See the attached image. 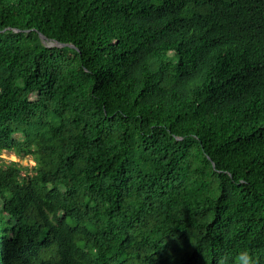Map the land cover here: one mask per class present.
<instances>
[{
	"label": "trees",
	"instance_id": "obj_1",
	"mask_svg": "<svg viewBox=\"0 0 264 264\" xmlns=\"http://www.w3.org/2000/svg\"><path fill=\"white\" fill-rule=\"evenodd\" d=\"M4 151L0 264H264V0H0Z\"/></svg>",
	"mask_w": 264,
	"mask_h": 264
},
{
	"label": "rangeland",
	"instance_id": "obj_2",
	"mask_svg": "<svg viewBox=\"0 0 264 264\" xmlns=\"http://www.w3.org/2000/svg\"><path fill=\"white\" fill-rule=\"evenodd\" d=\"M11 162L18 163L23 167H30L34 166L35 162L30 158H20L16 156L14 152L11 151H4L0 154V163L9 164Z\"/></svg>",
	"mask_w": 264,
	"mask_h": 264
},
{
	"label": "clouds",
	"instance_id": "obj_3",
	"mask_svg": "<svg viewBox=\"0 0 264 264\" xmlns=\"http://www.w3.org/2000/svg\"><path fill=\"white\" fill-rule=\"evenodd\" d=\"M234 264H257V261L254 254L245 248L236 254Z\"/></svg>",
	"mask_w": 264,
	"mask_h": 264
},
{
	"label": "water",
	"instance_id": "obj_4",
	"mask_svg": "<svg viewBox=\"0 0 264 264\" xmlns=\"http://www.w3.org/2000/svg\"><path fill=\"white\" fill-rule=\"evenodd\" d=\"M41 37L47 46H58V47L70 46V47H73L72 45L62 44V43H58V42L57 43L56 42H48L46 37H44L43 35Z\"/></svg>",
	"mask_w": 264,
	"mask_h": 264
}]
</instances>
